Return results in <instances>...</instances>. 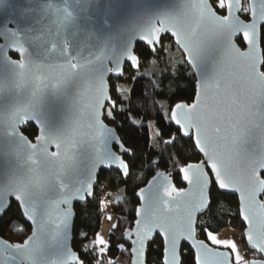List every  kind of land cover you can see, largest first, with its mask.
<instances>
[{
    "label": "snow or ice",
    "instance_id": "snow-or-ice-1",
    "mask_svg": "<svg viewBox=\"0 0 264 264\" xmlns=\"http://www.w3.org/2000/svg\"><path fill=\"white\" fill-rule=\"evenodd\" d=\"M26 2L39 5L31 23L0 24V156L14 161L0 174V223L14 211L21 222L17 242L0 239V264H118V252L148 264L154 244L159 264H264V0H180L115 42L76 52L69 0ZM13 3L0 0V15ZM166 39L190 70V99L165 83L174 72L142 71ZM144 80L152 95L137 98ZM69 86L73 114L54 124L43 98ZM144 136L158 158L148 153L153 175L129 212L126 188L113 199L97 191L105 173L125 183L135 175ZM233 197L240 232L225 237L211 221ZM91 204L101 222L109 206L121 210L115 222L107 215V239L77 226Z\"/></svg>",
    "mask_w": 264,
    "mask_h": 264
},
{
    "label": "water",
    "instance_id": "water-1",
    "mask_svg": "<svg viewBox=\"0 0 264 264\" xmlns=\"http://www.w3.org/2000/svg\"><path fill=\"white\" fill-rule=\"evenodd\" d=\"M179 2L180 0H80L77 3V0H69L75 16L69 35L71 36L72 31H78L72 37L73 51L89 44L95 48L105 42L113 43L121 34L130 33L147 18L173 10ZM38 7V4L28 3L26 0L5 4L0 24L11 20L23 27L36 16L35 12L29 10ZM75 102V89L69 86L64 94L48 92L43 98L42 108L54 124L60 125L72 116ZM13 163L11 159L0 156V174ZM0 239L4 238L0 236Z\"/></svg>",
    "mask_w": 264,
    "mask_h": 264
},
{
    "label": "trees",
    "instance_id": "trees-1",
    "mask_svg": "<svg viewBox=\"0 0 264 264\" xmlns=\"http://www.w3.org/2000/svg\"><path fill=\"white\" fill-rule=\"evenodd\" d=\"M243 15V14H242ZM168 40V39H166ZM172 46L175 48L174 42H171ZM177 48V47H176ZM154 63L157 64L156 72L159 74H168L173 73L174 76L170 75L168 80L165 81V83L171 84L172 90L174 93H178L177 99H190L193 95V88L191 85V77L188 76V72L190 71L188 68L183 66L180 62L178 65L174 66L171 61L167 58V53L165 51L164 54H161L160 58L157 59L155 57L152 58ZM149 65H145L146 71L149 70ZM148 67V68H146ZM142 69V71H145ZM155 79V77H154ZM129 83V82H128ZM131 85V84H130ZM132 86V85H131ZM130 86V87H131ZM143 90V92L147 93L150 97L152 95V88L148 80H144L140 82V85L137 86L136 90V97H140V93ZM171 95V93H170ZM160 100L166 101L167 104H169L171 101L168 100L166 97H158ZM118 119L122 120V117H118ZM150 123H156L154 120H150ZM152 130H149V135H152ZM155 141H149L147 136H144L142 139H140L139 144L140 147L143 149L145 144L148 145L147 151L143 153L145 163L134 170L135 175H133L126 183L121 181L118 177V174H116L114 171L112 173H105L101 177V188L103 190L97 191V196L99 198H109L110 195H107L108 193H115L117 191V187L119 188H126V195H127V203L126 207L128 208L129 212L131 211L132 207L137 205L136 198L133 196V191L137 188V186L143 187L145 186V181L149 180L153 173L151 172L150 168L148 167L147 160H148V153L152 152L154 155L158 158V150L153 147V144ZM185 154L190 155L192 152L191 143L184 145ZM163 170V169H162ZM167 172L173 171L171 167L166 169ZM142 172V177H141ZM174 182H176L178 187H182L183 185L179 183L178 178L174 175ZM116 186V187H114ZM111 211L118 216L120 214V209H113L110 207ZM237 210V200L235 197L230 199H224L221 198L219 202V206L214 209L213 212V220L211 222H214L218 225L219 231L231 227L234 229H238L240 231V224L239 221L234 219L233 216L236 213ZM105 212V210H104ZM16 216H18V213L15 211L12 213H9V219H12L13 222L11 224H2L0 223V236L4 239H7L8 241L14 243L17 242L18 238L13 235V229H18L20 226V221L16 220ZM101 221L98 218V209L95 204H91L81 210V214L79 217V220L77 222L78 228H81L85 231H96L97 229L100 230ZM119 235V233H117ZM130 256V262H131V254L128 253ZM111 255V253H110ZM121 253H116V259L118 264H121L118 261L119 256ZM159 244L152 245V248L148 255V264H159Z\"/></svg>",
    "mask_w": 264,
    "mask_h": 264
},
{
    "label": "rangeland",
    "instance_id": "rangeland-1",
    "mask_svg": "<svg viewBox=\"0 0 264 264\" xmlns=\"http://www.w3.org/2000/svg\"><path fill=\"white\" fill-rule=\"evenodd\" d=\"M245 3H247V0H245ZM171 42L172 41L170 39L165 40V45L167 46L166 47L167 58L169 61H171V63L174 66H176V65H178V63L182 59V53L180 52V50L178 48H176V47L174 48L172 46ZM156 67H157V64L153 63V64L149 65V68L148 67H146V68H148L149 70H155L156 71ZM143 69L145 70V67ZM123 83L127 87L131 86L130 83H128L127 81H124ZM162 101L167 105L166 101H164V100H162ZM114 197H115V193H112V195H110L108 199H113ZM110 207L111 206H109L107 209H105L104 216L102 218V222H101L100 230H99L105 236L106 239L109 238V231H110V222L107 219V215L111 214L113 216L112 222H115L116 218H117V216L111 211ZM234 232L238 236L240 231L238 229H234L231 227H227V228L220 231L221 235L225 236V237H231ZM118 261L121 264H130L129 254L128 253L121 254L118 258Z\"/></svg>",
    "mask_w": 264,
    "mask_h": 264
}]
</instances>
